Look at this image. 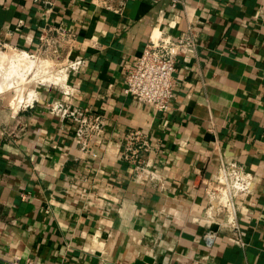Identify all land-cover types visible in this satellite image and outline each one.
<instances>
[{
	"label": "crops",
	"instance_id": "crops-1",
	"mask_svg": "<svg viewBox=\"0 0 264 264\" xmlns=\"http://www.w3.org/2000/svg\"><path fill=\"white\" fill-rule=\"evenodd\" d=\"M173 1L128 0L118 14L91 0H0V41L34 50L45 25L76 33L89 63L74 104L108 121L86 151L76 124L49 112L57 89L17 119L0 104V264H189L205 253L191 215L207 205L219 152L260 180L239 199L246 246L222 235L212 264H264V0ZM189 18L199 47L178 62L172 105H134L126 72L151 35L183 36ZM133 128L148 133L164 187L121 160Z\"/></svg>",
	"mask_w": 264,
	"mask_h": 264
},
{
	"label": "built area",
	"instance_id": "built-area-1",
	"mask_svg": "<svg viewBox=\"0 0 264 264\" xmlns=\"http://www.w3.org/2000/svg\"><path fill=\"white\" fill-rule=\"evenodd\" d=\"M91 1L97 9L121 14L128 0ZM176 4L175 0L172 6L176 7ZM198 40L193 18L188 19L184 35L176 39L163 32L151 35L134 67L126 72L124 91L132 99L133 104L149 105L157 112L169 109L175 97V72L178 62L180 58L196 53L199 47ZM78 46L79 39L76 33L53 25L40 28L34 50L0 41L1 51H11L20 56L21 61L15 60V65L21 66L18 73L26 82L18 85L19 94H25L26 99L20 102L16 100L15 105H9L12 117L17 119L21 109L38 102L41 88L57 89L60 97L47 103L49 112L60 121L76 124L74 133L82 149L87 151L92 149L95 138L103 133L108 121L104 115L74 104V97L79 89L73 77L82 72L89 63L86 56L76 53ZM10 69V66L8 68L2 66L0 73ZM49 75L53 76L47 79L46 76ZM54 77L56 79H53ZM13 89L10 87L8 91L11 92ZM15 131L14 129L8 131L7 135L18 136L19 131ZM152 151L148 133L143 129L133 128L125 134L120 158L131 166L135 177L157 179L164 187L163 177L150 164ZM259 180L253 172L248 171L237 161L226 160L219 152L217 173L212 179L205 181L207 205L203 210L191 215L198 224L204 226L202 238L205 253L190 258L189 264H212L215 249L224 234L230 236L240 247L246 246L239 215L242 208L239 199L250 196ZM7 264L34 263L31 259L22 261L20 256H14L7 260Z\"/></svg>",
	"mask_w": 264,
	"mask_h": 264
},
{
	"label": "bare ground",
	"instance_id": "bare-ground-1",
	"mask_svg": "<svg viewBox=\"0 0 264 264\" xmlns=\"http://www.w3.org/2000/svg\"><path fill=\"white\" fill-rule=\"evenodd\" d=\"M0 67L3 66V62L4 59L6 61V63L4 64L5 67H9L10 66V70H6L3 73H0V92H4V91H8L11 88H15V92L13 94L10 93V97H13V101L15 103L16 102H20L22 99H26L25 94H19L20 93V87L18 86L19 83L23 84L26 83L25 80L23 79V77L18 73L19 68L21 66L19 65H15V60L21 61L20 60V56H18L16 53L8 51V52H4V51H0ZM20 64V62H19ZM16 73V74H15ZM53 75H51L52 77ZM50 75L46 76V78H51ZM58 77V76H57ZM53 79H56V77H54ZM8 87V88H7ZM32 87H30L31 89ZM16 93V94H15ZM19 104V103H18ZM15 105V104H14Z\"/></svg>",
	"mask_w": 264,
	"mask_h": 264
},
{
	"label": "rangeland",
	"instance_id": "rangeland-1",
	"mask_svg": "<svg viewBox=\"0 0 264 264\" xmlns=\"http://www.w3.org/2000/svg\"><path fill=\"white\" fill-rule=\"evenodd\" d=\"M1 51V50H0ZM0 61H1V59H0ZM6 63V61H5V59H4V62H3V66H5L4 64ZM8 88V87H7ZM15 88L11 91V92H9V91H4V93L3 94H0V104L3 106V105H5V106H8V105H14V104H16V103H14V101H13V97L11 98L10 97V93L11 94H13L15 91ZM1 91V90H0ZM16 94V93H15ZM9 107V106H8Z\"/></svg>",
	"mask_w": 264,
	"mask_h": 264
},
{
	"label": "water",
	"instance_id": "water-1",
	"mask_svg": "<svg viewBox=\"0 0 264 264\" xmlns=\"http://www.w3.org/2000/svg\"><path fill=\"white\" fill-rule=\"evenodd\" d=\"M152 258L150 257H145L143 260H138L135 262V264H151L152 263Z\"/></svg>",
	"mask_w": 264,
	"mask_h": 264
}]
</instances>
